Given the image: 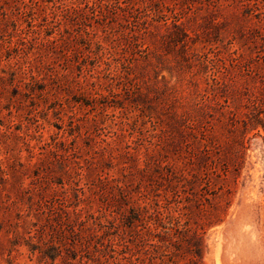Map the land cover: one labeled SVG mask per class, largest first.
I'll use <instances>...</instances> for the list:
<instances>
[{"label":"rangeland","instance_id":"obj_1","mask_svg":"<svg viewBox=\"0 0 264 264\" xmlns=\"http://www.w3.org/2000/svg\"><path fill=\"white\" fill-rule=\"evenodd\" d=\"M0 264H264V0H0Z\"/></svg>","mask_w":264,"mask_h":264},{"label":"bare ground","instance_id":"obj_2","mask_svg":"<svg viewBox=\"0 0 264 264\" xmlns=\"http://www.w3.org/2000/svg\"><path fill=\"white\" fill-rule=\"evenodd\" d=\"M256 171H258V169H257ZM256 176H257V175H256Z\"/></svg>","mask_w":264,"mask_h":264}]
</instances>
